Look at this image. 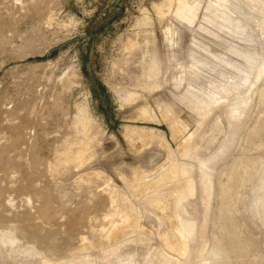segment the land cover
<instances>
[{
  "label": "rangeland",
  "instance_id": "1",
  "mask_svg": "<svg viewBox=\"0 0 264 264\" xmlns=\"http://www.w3.org/2000/svg\"><path fill=\"white\" fill-rule=\"evenodd\" d=\"M188 1L0 0V264H264V0Z\"/></svg>",
  "mask_w": 264,
  "mask_h": 264
},
{
  "label": "bare ground",
  "instance_id": "2",
  "mask_svg": "<svg viewBox=\"0 0 264 264\" xmlns=\"http://www.w3.org/2000/svg\"><path fill=\"white\" fill-rule=\"evenodd\" d=\"M214 2H216V3H218V4H221L222 3V0H213ZM168 2H169V4L170 5H168V7H165L164 5H162V4H156L155 6H156V9H155V11L157 10V12L158 13H160V14H164L166 11H171L172 10V12H174L175 13V15H178L179 17H181V19H183V17L184 16H182L183 15V11H185L183 8V11H182V13H181V8H180V5H183L184 6V4H190V2L188 1V0H168ZM191 6H192V4L190 5V8H191ZM173 7V9H171ZM176 7H178V8H180V9H178V8H176ZM182 7V6H181ZM194 7V6H193ZM155 8V7H154ZM188 8V7H187ZM187 12V11H186ZM123 106V105H122ZM121 107V106H120ZM139 110V109H138ZM137 110V111H138ZM144 109H140V113L143 115L144 113H142V111H143ZM136 111V112H137ZM139 113V114H140ZM139 114H137V115H139ZM133 115V114H132ZM141 115V116H142ZM137 117V116H136ZM137 119V118H136ZM181 124V123H180ZM179 124V125H180ZM175 128V137H178V138H182L181 136H182V134H181V131L183 130V129H181V127L180 126H176V127H174ZM180 150H182V151H186L187 150V144L184 142V141H182L181 143H180ZM171 209L172 208H170V206L169 207H167V210H169V211H171ZM175 224V223H174ZM128 225H130V220H129V223L128 224H126L124 227H117V228H115L111 233H110V237H115L116 235H120V234H122V233H124L125 231H126V229H127V227H128V229H129V226ZM127 229V230H128ZM44 261L45 262H49V264H73V263H71V262H65V261H59V262H50L48 259H44Z\"/></svg>",
  "mask_w": 264,
  "mask_h": 264
}]
</instances>
